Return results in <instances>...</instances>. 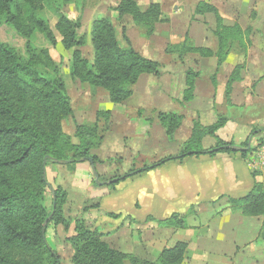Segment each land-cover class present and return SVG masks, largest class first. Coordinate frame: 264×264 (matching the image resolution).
Masks as SVG:
<instances>
[{
  "label": "trees",
  "instance_id": "trees-1",
  "mask_svg": "<svg viewBox=\"0 0 264 264\" xmlns=\"http://www.w3.org/2000/svg\"><path fill=\"white\" fill-rule=\"evenodd\" d=\"M80 1L82 0H0V18L26 40L28 55L23 60L13 47L0 42V264H59L58 254L46 241L47 226L44 227V224L49 218V222L55 225L63 223L61 207L66 193L61 187H49L45 178L46 165L49 161H69L68 167L72 169L76 163L88 161L89 158L93 165L100 162L88 152V149L96 146L95 143L92 144L96 124L76 126L79 146H71L68 137L62 133V121L72 116L70 98L63 80L57 76L48 51H36L30 41L34 32H38L50 46H57L58 41L52 29L39 15L45 7L50 6L57 16L55 30L61 37L63 49L69 51L82 46L83 39L78 34L82 27L80 17L71 20L61 12L63 6ZM114 11L119 18L131 17L133 23L146 29L148 35L153 34L155 23L160 22L158 4L140 11L136 0H119ZM194 13L199 16H214L216 51L194 47L185 37L178 47L171 48L172 53L177 54L180 60L188 54H197L203 58L215 57L219 70L232 50H241L242 55H246L251 45L250 28L243 30L238 24L225 25L218 10L204 2L196 5ZM126 42V48L119 45L115 28L109 19L95 20L92 23L93 63L90 64L79 52H75L71 76L81 83L105 90L112 104L127 101L133 94L132 87L142 75L160 76V65L141 56ZM40 66L53 73H41L38 69ZM242 68L243 66H236L226 83L227 104L230 103L232 84L241 80ZM198 76L199 73L194 69H187L186 89L179 101L181 104L193 99ZM215 81L214 75L211 77L212 84L215 85ZM97 115L108 117L109 113ZM182 119L181 115L175 113L158 114L159 123L169 141L174 140ZM227 122L226 117L218 116L216 123L205 127L194 120L190 137L182 144L177 156H169L151 165L132 169L119 178L118 182L187 157L238 153L246 158L254 148L237 152L233 150V142H224L216 136ZM206 136L215 140V146L203 150L201 144ZM86 137L90 139L86 140ZM98 143L100 145L101 142ZM241 145L246 149L248 142ZM68 154H72L71 157ZM44 190L50 192L52 206L49 211L43 203ZM229 204L230 211L238 212L244 217L263 218L258 238L264 241V183H254L246 196L231 199ZM98 208L95 204L88 209ZM159 225L187 229L186 217L180 215H172L160 221ZM74 232L75 235L67 240L72 249V264H81V257L87 255L91 258L90 264H182L187 249V243L177 242L174 246L163 249L156 262H151L111 248L103 240L100 230L88 228L82 219L75 222Z\"/></svg>",
  "mask_w": 264,
  "mask_h": 264
},
{
  "label": "rangeland",
  "instance_id": "rangeland-1",
  "mask_svg": "<svg viewBox=\"0 0 264 264\" xmlns=\"http://www.w3.org/2000/svg\"><path fill=\"white\" fill-rule=\"evenodd\" d=\"M156 2L160 3V22L155 23L152 35L146 34V29L134 24L131 17L119 18L114 11L119 0H82L77 4L63 6L61 12L65 16L71 20L80 17L82 24L78 34L83 39V45L69 51L64 50L60 44L61 37L55 30L57 16L50 6L45 7L39 14L52 29L58 43L56 47H52L40 33L34 32L30 40L31 44L36 51H48L55 64L57 76L63 80L71 101L72 116L62 121V133L68 137L71 146H79L80 141L75 134L76 126L96 124L97 130L92 138V144L95 143L96 146L88 149V152L90 156L104 158H98L100 162L94 165L98 181L103 183L102 186L96 184L92 166L88 161L76 163L72 169L68 167L70 163L63 164L66 161H49L50 163L46 165L45 178L49 187L52 189L61 187L66 193L61 207L63 223L55 225V223L49 222V218L46 224V241L50 248L58 254L59 264H72V249L67 240L75 235V222L81 219L88 228L94 229L97 224L100 232L101 230L111 232L106 235L111 238L105 241L112 248H117L122 252L132 253L139 258L151 259L150 257L156 255L161 249L158 246L155 248L149 246L148 248L144 242L148 232L149 234L153 232L147 230V223L154 222L152 217L140 215L137 218L127 209L126 204L120 207L121 214L118 216L98 211V213H91V210L96 209L88 208L95 204L100 206L102 199L98 195L92 198V191H100L103 192V196L108 194L113 197L117 189L124 192L125 186H131L130 179L118 182V179L130 170L139 169L143 165H151L167 155L177 156L179 154L178 146L181 144L182 135L177 137V141L168 139L166 141L164 131L157 122V114L160 112L181 113L180 107L183 108V104L172 100L173 103L177 102L179 105L177 109H174L164 98H175L178 95L180 86L182 87L181 79L188 68L205 73L210 71L208 59L204 60L197 55L189 54L180 60L178 55L171 51V48L178 47L185 37L194 47H207L213 52L216 51L215 20L210 14L194 15V9L198 2H206L215 6L225 25L238 24L243 30L251 29L249 56L244 58L241 50L238 49L231 51L225 65L217 73V94L212 98H223L224 86L221 84L226 82L236 65L243 66L240 72V76L243 77L241 80L243 83L239 85L240 88L243 86L240 89V94L249 88L253 105L242 112L238 109H234L236 112L232 111L233 107L230 106L225 107L224 115L233 117L235 113L239 119L250 120L246 123L250 126L251 131L248 134L245 132L243 141L244 143L250 140V148L256 147L264 140V0H156ZM137 3L143 10L146 3L142 0H137ZM104 17L112 22L118 43L122 48L127 47L126 41H128L141 56L154 60L160 65V76L142 75L132 87V96L121 104H112L105 90L88 83H81L71 76L72 59L75 52H79L81 57L89 61L90 64L93 63L92 23ZM0 42L13 47L23 60L27 59L26 40L6 25L1 18ZM38 69L44 74L53 73L42 66ZM204 82L211 85L208 77H205ZM219 89H222L221 96ZM102 113H109V116L98 117L97 114ZM138 117L145 119L153 128L148 134L151 137H149L148 147L143 142V135L133 130V127L136 126L133 123H137ZM126 118L128 121H125ZM89 139L86 137V140ZM102 140L103 153L99 151L101 145L98 143ZM243 143L241 142V144ZM212 144V137L206 136L201 147L204 149ZM234 144L235 147L245 149L243 145ZM251 153L246 155L244 161L249 170L253 171L248 162ZM71 155L68 154V157ZM230 155L239 157L238 153ZM81 164L89 166L87 175L77 170L81 168L78 167ZM133 178L135 179V177ZM115 179H117L116 182L110 183ZM42 196L44 206L49 211L52 206L49 190H44ZM85 209L87 211H84ZM105 218L111 221L104 220ZM208 221L207 216L198 217L194 215V212H191L187 214L186 225L196 226ZM249 224L244 223L246 226L242 230L246 231ZM129 226L133 227V230H130ZM155 226V230L159 228L156 223ZM238 231L240 230H236V233ZM158 232L156 231L155 234ZM247 232H250V229H247ZM241 238L238 233L235 240L237 245ZM192 239L194 241L195 237ZM237 250L239 256H237L235 264H264V245L261 242H258L256 246L247 244ZM90 261L91 258L88 255L80 259L81 264H90Z\"/></svg>",
  "mask_w": 264,
  "mask_h": 264
},
{
  "label": "crops",
  "instance_id": "crops-1",
  "mask_svg": "<svg viewBox=\"0 0 264 264\" xmlns=\"http://www.w3.org/2000/svg\"><path fill=\"white\" fill-rule=\"evenodd\" d=\"M142 1L146 4L144 5V9L141 10V6L137 3L140 11H145L152 4H158L160 6V3L156 2V0ZM249 48L246 51V55H243L244 58L249 56ZM203 59H208L210 61V71L205 73L203 71L200 72L195 70L199 73V76L195 80L193 99L189 103H184L183 108L180 107L181 113H175L177 115H181L183 118L181 125L174 135V141H177V137L182 135L180 141L181 144L178 146L179 148H181L182 144L190 137L194 120H198L202 126H211L216 123L218 116L226 117L224 115V110L226 112L225 107L228 108L230 106L233 107L231 109L232 111L234 109H238L242 112L253 105L249 88H247L246 91L243 90L242 94H240V89L243 87L242 86L240 88L239 86L243 83L241 81L243 79L242 76H240V81L234 82L232 84V90L229 95L230 103H226V83L235 67L239 65H236L233 68L226 82L221 84L224 86L223 98H212V96L216 97L217 94L216 81L215 85L212 84V82L211 85H208L204 82L205 77H208L210 81L212 76L215 75L216 78L218 71L223 66L217 70L215 57ZM223 65H225V63ZM185 78L186 72L181 79L182 87L180 86L178 95H176L175 98H164L165 101H169V105H171V107L174 109H177V106L179 105H177V102L173 103L172 100H177L178 102L182 100L183 92L186 89ZM219 91L221 96L222 89H219ZM221 110H223L222 113ZM234 111L236 112V110ZM158 114L157 122L159 123ZM226 118L228 119V122L222 129L218 130L216 136L224 142H234L241 145V142L243 143L245 139V132L248 134L251 131L250 126H248L246 123L250 120L248 121V119H246V121H244V119H239L236 117L235 113L233 114V117ZM125 121H128L127 118ZM133 124L136 125L133 127V130L138 133L140 132L143 135V142L148 147L149 139L151 138L148 134L153 129L151 128V124H148V122L142 118H139L137 123ZM161 129L163 128L161 127ZM165 139L167 141L166 136ZM103 140L100 143L101 146L99 151L101 153H103ZM214 146L215 140L213 139V144L207 148H204L203 150H208ZM169 156L176 155H167L161 159ZM239 157L225 153H218L213 157L201 155L168 162L152 171L134 176L135 179H130V181H132L131 186H125L124 192L117 189L114 192L113 197L108 194H106L105 197L103 196V192L92 191V198L98 195L99 197L101 196L102 199L99 208L96 210H91L90 212H102L107 215L118 216L121 214L119 211V209H121L120 207H122L123 204H126L127 209H129L132 215L136 216L137 218L140 215L152 217L154 222L147 223V230L153 232H151V234L148 232L147 237L144 238V242L148 248L149 246L153 248L158 246L161 249L156 253V255L150 257L151 259L138 257L139 259L156 262L163 249L170 248L177 242H184L187 243V249L182 264H235V260L237 256H239V251L237 248L247 244L256 246L258 242H261L262 245H264V241L258 238L263 218L244 217L238 212H232L228 209L230 206L229 201L231 199L236 200L246 196L256 182L264 183V172L249 170L246 162L244 161L245 159L240 155ZM98 158L104 159L100 156H98ZM81 165L78 166L81 168H78L77 170L87 175L89 166ZM253 173H255V176H253ZM191 212H194V215L198 217L207 216L209 221L196 226H190L187 224V229L166 228L159 225L160 221H164L170 218L172 215H180L187 218V214ZM104 220L111 221L110 219L106 218ZM155 223L158 225L157 228L159 227L156 230ZM244 223H250L248 225L249 227L246 228V231L242 230V228L246 226ZM94 227L98 229L97 224ZM129 228L130 230H133V227L129 226ZM247 229H250V232H247ZM236 230L240 231L236 233ZM156 231L159 232L155 234ZM197 232L199 233V236ZM101 233L103 234L104 241H108L111 238V236H106L109 233L111 234V232H103L101 230ZM238 233L239 237L242 238L237 245L235 240ZM193 237H195L194 241L192 239ZM136 239L138 240V238ZM113 249L120 251L117 248ZM151 254L153 255V252ZM252 263H254V261H252Z\"/></svg>",
  "mask_w": 264,
  "mask_h": 264
},
{
  "label": "built area",
  "instance_id": "built-area-1",
  "mask_svg": "<svg viewBox=\"0 0 264 264\" xmlns=\"http://www.w3.org/2000/svg\"><path fill=\"white\" fill-rule=\"evenodd\" d=\"M248 162L252 170L264 172V140L254 147Z\"/></svg>",
  "mask_w": 264,
  "mask_h": 264
},
{
  "label": "water",
  "instance_id": "water-1",
  "mask_svg": "<svg viewBox=\"0 0 264 264\" xmlns=\"http://www.w3.org/2000/svg\"><path fill=\"white\" fill-rule=\"evenodd\" d=\"M249 149H250V140L248 141V147H247L246 149H241V148H238V147H234V148H233V150H234V151H237V152H243V151H247V150H249ZM88 162H89V164L92 166L93 175H94V178H95V182H96V184H97L98 186H102L103 183H101V182L98 181V175H97V173H96V171H95V168H94V165H93V161H92V159L89 158V159H88ZM67 163H70V162H69V161L63 162V164H67ZM116 181H117V179L112 180L110 183H114V182H116ZM46 224H47V221L45 222L44 227L46 226Z\"/></svg>",
  "mask_w": 264,
  "mask_h": 264
}]
</instances>
